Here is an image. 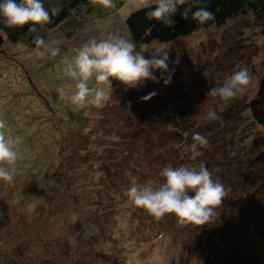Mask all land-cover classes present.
I'll return each instance as SVG.
<instances>
[{
    "label": "rangeland",
    "instance_id": "374dc122",
    "mask_svg": "<svg viewBox=\"0 0 264 264\" xmlns=\"http://www.w3.org/2000/svg\"><path fill=\"white\" fill-rule=\"evenodd\" d=\"M113 3L114 6L109 8L103 7L100 2L92 10L83 7L75 11L69 21L48 30L46 38L50 41L56 40L61 47V55L55 58L40 60L35 56V47L13 41H7L0 52V119L5 120L7 124V128L0 131L12 135L19 141L17 145L32 148L31 151L29 147H25L26 149H20V152L22 155L27 154L26 162L34 156L42 159L36 168L37 170L39 167V173H43L51 163L57 166L65 156L60 155L65 143L57 148L59 158L52 156L51 160L45 156V150L52 149L51 146L54 148L57 142L68 136L69 131L72 132L71 128L75 124L72 115H90L95 126L100 115L104 114L103 109L108 101L103 108L91 105L78 108L68 100H60L55 90L64 86L66 91H71L67 87L69 78L63 71V58L73 56L89 38H99L113 31L131 38L126 19L133 11L143 7L145 0H125L120 8H115L114 0ZM160 46L170 47L171 54V82L165 85L161 80L159 84L160 91H166L156 93L153 88L156 82L147 81L144 88L125 91L124 97L128 94L134 101H139L155 92L153 98L163 95L166 103L173 107L174 114L183 115L185 119L201 121L197 122L198 124L209 121L204 135L208 137L212 132L221 134L216 138L219 141L211 140L207 148L214 152V163L218 165L219 171L230 169L231 177H235L233 166L230 160L224 157L222 149L225 146H228V149L234 147L238 150V155L244 151L250 158V144L252 148L259 142L264 145V126L258 125L250 118L247 105L256 96L264 74V36L256 28L253 16H236L228 19L221 27L201 28L174 41L154 43L148 47L151 50ZM241 67L249 70L251 81L237 98L225 103L208 94L210 88L221 86L228 76ZM114 82L116 81L113 80L112 89ZM119 86L123 87L120 83ZM96 87L98 85L94 81L90 82V88ZM210 110L217 113L218 120L208 118L207 113ZM75 125L82 140L84 131L81 132L80 124ZM75 141L70 137L68 145L78 147ZM231 144L234 146H230ZM150 147L153 151L139 166L151 174L149 182L155 183V187L162 182L159 172L165 167V162L155 153V148ZM165 149L163 150L161 144L157 153L170 160L171 157L164 153ZM169 149L174 152L172 147ZM240 160L244 162L243 157ZM130 163L126 172L130 169ZM21 166L25 167L24 162ZM22 168H19L18 174H21ZM26 170L30 173L24 175L23 179H17L16 175L12 184L0 182V264H15L19 261L23 263L26 259L31 263L38 261V264H85L84 251L93 252L97 248L103 252L98 250L96 253L119 256L121 264H195V259H190L183 253L182 255L176 249L178 244L173 236L156 240L153 245L157 229L150 220L151 215L143 209L133 207L130 202L125 210H118L117 218L108 223L114 230H107L104 238L99 237L96 241L84 240L81 237L76 239L85 227L79 221L75 224L71 221L73 215H78L80 219V214L60 186L62 181L59 167L56 172L45 178L38 176L36 170ZM129 178L139 180L134 176ZM138 184L144 185L147 182L141 180ZM114 187L120 188V185L113 181L110 188ZM18 191L27 193L22 196ZM118 195L116 202L121 201L123 192L119 191ZM24 197H28V202L24 201ZM165 228L166 226H163L160 229ZM127 230V237L121 243L118 237ZM149 231H154L151 238ZM111 233L110 243L107 239ZM250 241L245 239L238 245L233 244L227 254H239L242 248L249 247ZM224 254L225 252L222 253ZM225 259L223 257V260ZM241 261L245 264H260V260L255 256Z\"/></svg>",
    "mask_w": 264,
    "mask_h": 264
},
{
    "label": "trees",
    "instance_id": "16d2710c",
    "mask_svg": "<svg viewBox=\"0 0 264 264\" xmlns=\"http://www.w3.org/2000/svg\"><path fill=\"white\" fill-rule=\"evenodd\" d=\"M98 2L99 0H63L62 10L47 25L46 37L48 30L69 21L75 11L81 10L83 7L92 10ZM114 2L115 8H120L125 0H114ZM205 4L213 12L215 18L204 25L194 22L190 15L185 19L182 15L184 6H181L180 10L172 17L171 26L149 20L146 17V12L149 9L145 7L136 9L126 19L131 39L138 46H150L154 43L163 44L187 36L201 28L221 27L230 18L248 14L253 16L256 28L264 36V0H205ZM152 8L154 9L155 5ZM27 28L28 25L23 28H5L3 24H0V52L3 51L7 41L20 42L35 47L30 34H27ZM156 75L158 78L160 77L159 72ZM164 78H167V74ZM161 80L164 81L158 79L153 87L156 93L166 91L159 89ZM256 91V96L247 104L248 110L251 114L250 118L258 125L264 126V74ZM124 92V87L121 88L117 81L114 82L112 95H110L103 109L104 114L100 115L95 126L94 122H91L90 115H72L74 123L80 124L79 128L81 132L84 131V136L81 140L82 136L76 132V125L74 124L71 128L72 132L69 131L66 138L57 142L54 148L51 146L52 149L45 150V156L51 160L53 157L59 158L57 148L65 143L64 149L60 153L62 156L65 155L64 159L62 158L57 166L51 163L43 173H39V167L37 170L36 168L42 159L39 156H34L26 162L25 156L27 154L24 153L17 168L20 171L19 168L23 167L21 166L23 162L25 167L20 172L22 175L18 174L17 171V179H23L24 175L30 173L26 169L32 170V172L36 170L38 176L45 178L47 175L56 172L59 167V175L62 181L60 186L68 200L79 211V223L85 227L76 239L79 240L81 237L84 240L93 239L96 241V239L104 238L107 230L113 228L108 223L119 216L118 210L122 211L127 208L129 201L125 193L131 184H138V181L141 180L150 183L151 174L139 166L146 161L148 154L153 151L150 146L155 148V153L165 162V166L184 165L198 169L202 162L213 173L214 178H218L229 189L228 196L222 200L221 205L217 206L213 221L206 225H181L172 214H167L159 219L151 216L150 220L157 229L156 236H154V231H149L150 238L154 236L155 239L152 244L154 245L156 240H164L173 236L178 244L176 249L190 259H195V264H245L241 260H247L253 256L260 260V264H264V145L259 142L256 147L252 148L253 146L250 144V148H248V151L251 152L250 158L244 154V151L238 155V150H235L234 147L228 149V146H225L222 149L224 157L228 158L233 166L235 177L232 178L230 169L225 172L219 171L218 165L214 163L213 159L215 154L213 151H209L207 147L201 149L202 156L196 160L190 159L187 146L193 142V133L199 132L205 136L203 132L207 130L205 128L209 121L198 124L197 122L201 121L185 119L183 115L174 114L173 107L166 103L162 98L163 95L160 98L156 96L145 102L142 99L134 101L128 94L124 97ZM112 111L113 115H111ZM220 134V132H212L206 137L209 142L213 139L219 141L216 138ZM70 137L76 140L75 143L78 144V147L68 145ZM16 143L19 141L16 140ZM161 144L163 150L166 148L164 153L171 157L170 160L157 153ZM17 146L19 151L29 147ZM230 146L234 145L231 144ZM171 147L174 152L169 149ZM30 150L32 151V148ZM241 157L244 158V162H241ZM131 161L135 162L132 164ZM129 163L130 169L126 172ZM133 176L138 177L139 180L129 178ZM113 181H116L120 188H110ZM92 188L94 189L92 190ZM63 191L61 190L62 193ZM119 191L123 192V197L121 201L116 202ZM18 193L25 196L27 192L18 191ZM96 197H104V199ZM26 198L28 197H24V201L28 202ZM39 206L43 207L41 204ZM128 207L130 208L129 205ZM143 211L145 212V210ZM163 226H166L165 230L160 229ZM127 233L128 230L122 232L118 241L122 243L127 237ZM109 239L107 240L111 243L112 233ZM245 239L251 240L249 247L242 248L239 254L236 252L227 254L233 244L238 245ZM250 247L252 248L250 249ZM98 250L103 252L100 248L93 252L84 251L85 264H99L100 262L121 264L119 256L96 253ZM224 252L225 254L222 255ZM222 256L226 259L223 260ZM15 264H38V261L31 263L26 259V262L20 263L19 261Z\"/></svg>",
    "mask_w": 264,
    "mask_h": 264
},
{
    "label": "clouds",
    "instance_id": "9594fccd",
    "mask_svg": "<svg viewBox=\"0 0 264 264\" xmlns=\"http://www.w3.org/2000/svg\"><path fill=\"white\" fill-rule=\"evenodd\" d=\"M63 0H0V24L5 28H23L28 25L27 34L35 45V56L40 60L61 55V47L56 40L46 38V29L61 9ZM105 7H113V0H99ZM155 5L153 9L152 6ZM184 6L182 15L204 25L214 20V14L205 0H145L143 7L149 9L146 17L171 26L172 17ZM170 47L160 46L149 50L147 45H137L129 37L118 32L91 37L71 56L63 58L64 75L69 78L68 88L58 87L55 91L60 100H68L78 108L91 105L101 108L112 95V82L118 81L124 90L144 86L145 82L164 80L171 82L172 70L169 68ZM167 78L165 79V75ZM98 87L90 88V82ZM251 76L246 67H241L228 76L219 87L210 88L208 94L227 103L234 100L249 85ZM74 83V88L72 84ZM155 92L142 97L148 101ZM210 120H218L215 111H208ZM5 120L0 119V129H6ZM193 142L187 146L190 159L202 156L201 149L208 146V138L199 132L193 133ZM23 159L16 140L5 131H0V182L14 183L18 162ZM162 182L158 186L151 183L139 185L132 183L125 195L135 208L145 210L154 218L167 214L176 217L181 225H206L213 221L217 206L228 196L229 189L214 178L204 163L198 169L190 166H165L159 172ZM73 224L79 221L78 215L71 217Z\"/></svg>",
    "mask_w": 264,
    "mask_h": 264
}]
</instances>
